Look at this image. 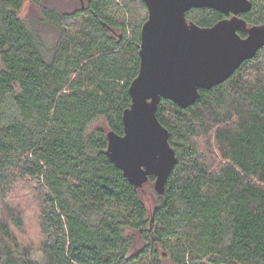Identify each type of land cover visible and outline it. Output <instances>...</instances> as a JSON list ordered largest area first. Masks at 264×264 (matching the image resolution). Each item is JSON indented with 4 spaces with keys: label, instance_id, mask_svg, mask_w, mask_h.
Returning <instances> with one entry per match:
<instances>
[{
    "label": "trees",
    "instance_id": "trees-1",
    "mask_svg": "<svg viewBox=\"0 0 264 264\" xmlns=\"http://www.w3.org/2000/svg\"><path fill=\"white\" fill-rule=\"evenodd\" d=\"M25 1L0 0V264H264V46L193 105L160 100L176 163L150 204L105 154L106 133L123 134L145 4L33 0L49 46ZM249 1L240 17L263 25L264 0Z\"/></svg>",
    "mask_w": 264,
    "mask_h": 264
},
{
    "label": "water",
    "instance_id": "water-1",
    "mask_svg": "<svg viewBox=\"0 0 264 264\" xmlns=\"http://www.w3.org/2000/svg\"><path fill=\"white\" fill-rule=\"evenodd\" d=\"M142 1L147 19L140 31L139 70L128 88L131 102L122 112L123 134L106 133L105 154L135 189L152 176L154 191L163 195L176 153L168 130L156 118L160 100L185 109L199 98V90L226 81L264 46V24L247 27L240 17L250 11L249 0ZM200 8L224 18L210 27L186 19L187 11Z\"/></svg>",
    "mask_w": 264,
    "mask_h": 264
},
{
    "label": "rangeland",
    "instance_id": "rangeland-1",
    "mask_svg": "<svg viewBox=\"0 0 264 264\" xmlns=\"http://www.w3.org/2000/svg\"><path fill=\"white\" fill-rule=\"evenodd\" d=\"M83 0H42V3L50 7L56 8L59 11H71L81 5ZM20 16L23 20L31 23L34 28L39 32L44 42L51 46L56 38V31L48 24L44 23L40 19V12L38 7L34 4L33 0H26L23 5V9L20 13ZM94 127H104L105 124L102 119L96 120L91 128ZM107 130V129H106ZM141 193L143 197L152 204V196L155 193L153 189V183L151 185L146 184L141 188ZM149 204V203H148ZM30 216H33V212H30ZM32 219L29 218L28 221V234H31L30 228L32 227ZM31 237V235H30ZM165 264H171L169 261H166Z\"/></svg>",
    "mask_w": 264,
    "mask_h": 264
}]
</instances>
